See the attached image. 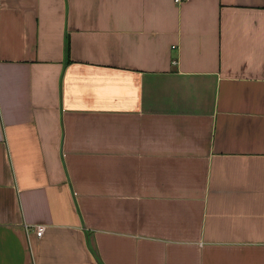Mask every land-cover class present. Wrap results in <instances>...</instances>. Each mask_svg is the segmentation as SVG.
Returning a JSON list of instances; mask_svg holds the SVG:
<instances>
[{
    "label": "crops",
    "instance_id": "crops-1",
    "mask_svg": "<svg viewBox=\"0 0 264 264\" xmlns=\"http://www.w3.org/2000/svg\"><path fill=\"white\" fill-rule=\"evenodd\" d=\"M0 264H264V0H0Z\"/></svg>",
    "mask_w": 264,
    "mask_h": 264
},
{
    "label": "built area",
    "instance_id": "built-area-1",
    "mask_svg": "<svg viewBox=\"0 0 264 264\" xmlns=\"http://www.w3.org/2000/svg\"><path fill=\"white\" fill-rule=\"evenodd\" d=\"M176 3H180L182 2L183 0H174ZM43 231H44V226H37L36 227V235L37 236H41L43 234Z\"/></svg>",
    "mask_w": 264,
    "mask_h": 264
}]
</instances>
